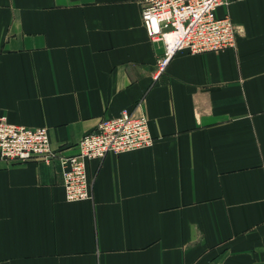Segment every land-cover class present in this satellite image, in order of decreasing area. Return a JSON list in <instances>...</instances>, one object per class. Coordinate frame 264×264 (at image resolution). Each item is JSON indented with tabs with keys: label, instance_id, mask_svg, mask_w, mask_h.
I'll return each mask as SVG.
<instances>
[{
	"label": "crops",
	"instance_id": "crops-1",
	"mask_svg": "<svg viewBox=\"0 0 264 264\" xmlns=\"http://www.w3.org/2000/svg\"><path fill=\"white\" fill-rule=\"evenodd\" d=\"M142 0H0V116L78 150L135 107L152 143L91 160L68 201L58 159L0 156V264H264V0L217 9L235 47L176 52Z\"/></svg>",
	"mask_w": 264,
	"mask_h": 264
},
{
	"label": "built area",
	"instance_id": "built-area-1",
	"mask_svg": "<svg viewBox=\"0 0 264 264\" xmlns=\"http://www.w3.org/2000/svg\"><path fill=\"white\" fill-rule=\"evenodd\" d=\"M227 2L142 0V20L148 35L165 44L159 70L162 71L171 57L181 50L201 53L235 47L240 27L229 15H217V9ZM152 140L148 118L138 107L125 108L115 117L101 119L94 130L81 137L78 150L72 154L54 149L45 127L12 123L0 116V156L12 162L58 159L68 201L92 198L89 161H101L110 153L141 149L149 146Z\"/></svg>",
	"mask_w": 264,
	"mask_h": 264
}]
</instances>
